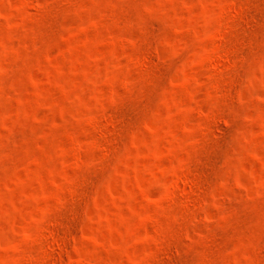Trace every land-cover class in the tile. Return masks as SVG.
Segmentation results:
<instances>
[{
	"label": "rangeland",
	"instance_id": "rangeland-1",
	"mask_svg": "<svg viewBox=\"0 0 264 264\" xmlns=\"http://www.w3.org/2000/svg\"><path fill=\"white\" fill-rule=\"evenodd\" d=\"M0 264H264V0H0Z\"/></svg>",
	"mask_w": 264,
	"mask_h": 264
}]
</instances>
